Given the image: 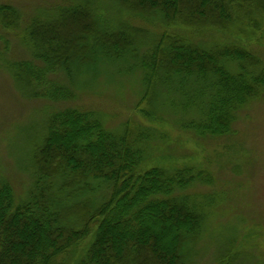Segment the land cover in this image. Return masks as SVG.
<instances>
[{"label": "trees", "instance_id": "trees-1", "mask_svg": "<svg viewBox=\"0 0 264 264\" xmlns=\"http://www.w3.org/2000/svg\"><path fill=\"white\" fill-rule=\"evenodd\" d=\"M91 1L62 7L53 21L34 20L29 26L34 58L41 65L23 61L13 68L18 81L35 88L37 98H73L71 89L48 77L58 70L72 77L77 64L137 56L144 31L114 27L95 13ZM116 1L138 15L169 25L180 22L198 33L205 27H230L243 6L264 12V0ZM0 17L9 27L18 12L1 6ZM140 60L141 105L166 100L185 113L198 109L199 119L182 123L199 136L231 134L235 113L264 88V69L257 75L251 71L260 62L249 49L207 48L179 32L162 33ZM229 63H238L236 73ZM140 111L153 120V112ZM154 132L127 122L116 133L95 112L77 107L53 114L33 153L28 197L19 200L12 186L0 181V264H182L183 248L202 232L206 216L205 206L188 191L212 179L190 166L147 168ZM102 188L107 193L98 198ZM89 193L95 197L83 199Z\"/></svg>", "mask_w": 264, "mask_h": 264}, {"label": "rangeland", "instance_id": "rangeland-1", "mask_svg": "<svg viewBox=\"0 0 264 264\" xmlns=\"http://www.w3.org/2000/svg\"><path fill=\"white\" fill-rule=\"evenodd\" d=\"M80 1L0 0V7L9 5L18 12L14 25L0 22V181L8 182L19 200L28 197L35 147L42 142L50 117L67 107L92 110L116 133L123 132L127 122L141 124L155 131L147 168L190 166L212 179L188 191L205 206L206 216L202 232L183 248L182 264H264V88L235 113L231 134L199 136L182 123L199 119L198 109L185 113L166 100L155 105L146 100L141 105L145 86L140 66V59L162 33L179 32L207 48L226 44L249 49L260 62L251 68L257 75L264 69V12L243 6L235 11L240 19L230 27H205L198 33L180 22L169 25L156 16L138 15L116 0H92L95 13L114 27L125 24L144 31L137 56L77 64L72 77L58 70L48 77L71 89L73 98H37L35 88L18 81L13 68L23 61L41 65L34 58L29 26L34 20L53 21L62 7ZM227 66L234 73L239 69L238 63ZM141 108L153 112V120L145 118ZM106 193L102 188L96 195L102 198ZM88 197L95 196L89 193L83 199ZM88 245L89 241L79 247L77 256Z\"/></svg>", "mask_w": 264, "mask_h": 264}]
</instances>
